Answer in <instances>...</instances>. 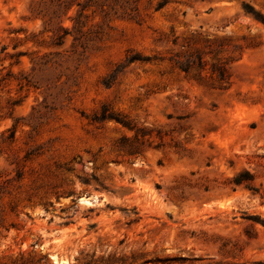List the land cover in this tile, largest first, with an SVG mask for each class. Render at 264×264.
Here are the masks:
<instances>
[{
    "label": "rangeland",
    "instance_id": "obj_1",
    "mask_svg": "<svg viewBox=\"0 0 264 264\" xmlns=\"http://www.w3.org/2000/svg\"><path fill=\"white\" fill-rule=\"evenodd\" d=\"M0 264H264V0H0Z\"/></svg>",
    "mask_w": 264,
    "mask_h": 264
},
{
    "label": "trees",
    "instance_id": "obj_2",
    "mask_svg": "<svg viewBox=\"0 0 264 264\" xmlns=\"http://www.w3.org/2000/svg\"><path fill=\"white\" fill-rule=\"evenodd\" d=\"M211 76H215L218 80L225 82V83H227L228 81V76L226 75V72L223 69H219L217 75H216L215 70H211Z\"/></svg>",
    "mask_w": 264,
    "mask_h": 264
},
{
    "label": "bare ground",
    "instance_id": "obj_3",
    "mask_svg": "<svg viewBox=\"0 0 264 264\" xmlns=\"http://www.w3.org/2000/svg\"><path fill=\"white\" fill-rule=\"evenodd\" d=\"M83 201L86 202V203H88V200H85V199H84Z\"/></svg>",
    "mask_w": 264,
    "mask_h": 264
}]
</instances>
